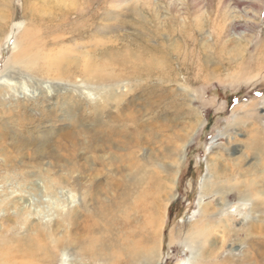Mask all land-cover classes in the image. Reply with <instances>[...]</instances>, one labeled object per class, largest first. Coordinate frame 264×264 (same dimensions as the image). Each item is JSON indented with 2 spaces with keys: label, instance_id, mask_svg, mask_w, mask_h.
Instances as JSON below:
<instances>
[{
  "label": "rangeland",
  "instance_id": "obj_1",
  "mask_svg": "<svg viewBox=\"0 0 264 264\" xmlns=\"http://www.w3.org/2000/svg\"><path fill=\"white\" fill-rule=\"evenodd\" d=\"M91 1L87 25L56 32L12 0L0 35V227L32 226V206L15 200L26 191L48 236L39 258L51 252L52 264H100L103 249L113 260L116 237L131 231L134 244L154 228L136 264H264V0H165L198 33L189 55L163 1ZM24 28L31 38H18ZM170 168L172 200L147 223L136 198L154 182L164 193Z\"/></svg>",
  "mask_w": 264,
  "mask_h": 264
},
{
  "label": "bare ground",
  "instance_id": "obj_2",
  "mask_svg": "<svg viewBox=\"0 0 264 264\" xmlns=\"http://www.w3.org/2000/svg\"><path fill=\"white\" fill-rule=\"evenodd\" d=\"M32 1L33 0H23L24 13L26 12L30 14H36L37 11H42L41 23L44 25L46 24L45 20H49V22H47L49 23L48 27L52 28L56 32H61L59 30L63 27L64 23H69L71 27H74L75 24L77 23H82V24L87 25L86 24L87 21L82 16L88 11L89 7L93 6L92 5L93 2L91 0H36V1H39L38 6L36 7V9L30 10L32 8ZM158 1H163L166 11L171 14L170 15L171 17L169 18L167 24L169 25L170 20H171V33L177 32L178 40H182V43L186 47V50L185 51L183 50V51L185 52V54L187 53V55H189V53L193 52L192 50L193 48H191V51H190L189 45H191L192 42L194 41L193 35L194 34L197 35L198 34L197 31L194 30L193 27H190V29H193V30H190L192 32L191 33L189 32L190 34H185L184 27H183L184 23H182L183 26L177 25L178 18L180 15V10H178V8L176 7V4L175 3L167 4L165 0H158ZM89 2H92L91 6ZM190 4L192 3L190 2ZM153 5L154 4L150 3V1L147 2V7L152 8ZM187 7L190 9L189 5H181V10L186 9ZM196 7L198 6L196 5ZM193 9H195V5H193ZM11 11H12V0H0V35L3 32V30L7 28L8 21L11 17ZM72 14H75L74 15L75 21L70 20V17ZM70 22H74V23H70ZM74 30L79 31L80 27H77ZM155 32L156 30H154V33ZM24 36H29L31 38L32 33L29 30L24 28V30L21 32L18 38H23ZM169 50H179V47L170 43ZM153 52H161L162 54L166 56L165 52H167V50H163L162 47L158 46L157 48L153 49ZM19 54H20V50L18 48L17 53L12 55L10 58L11 61L18 64L17 67L21 66L22 64V61L18 60ZM79 54L80 56H82L84 52H81ZM91 59L92 58H90V60L88 58L85 59L86 62L82 63V67L84 69L88 67L90 69L88 71H90L91 77L93 76V79H96L95 81H99L101 78H103V76L99 74V72L97 71L98 69H95L96 68V65L94 64L95 59L93 60ZM155 68H157L156 59L152 58L151 61H149V67L146 68L147 70H145L143 73L144 77L149 78V77L156 76L155 74L151 73V71H153V69ZM55 79L61 80L62 78H55ZM3 92H4V89L0 88V96L2 98L4 97ZM13 106L16 108L20 106H22V108L26 107V105L19 104L18 102L13 104ZM0 132L1 134L6 133L7 134L6 136H8L9 130L8 128H6ZM12 140L16 141L15 139H12ZM164 173H165V176H167V179H166L167 186L165 188L164 193H163L164 189L162 188V186L159 183L154 182L153 190L151 192H145L143 190L139 192V195L136 198V203H138V206H140V208L142 207L143 211L145 212V220L147 223L148 222L153 223L154 221H156L155 217L156 216L159 217L160 213H162L163 211L164 202L166 200L167 201L172 200L171 191L173 188L172 186L176 180V172L175 171L173 172L172 169L170 168L169 172L165 171ZM12 194L13 193H11L10 195ZM148 197H149V201L146 200ZM174 198H175V195H174ZM15 200L17 201L18 204L20 203L19 206H22V205L24 207L28 205L32 206L30 210H31V218L33 222H32V226L29 229L25 230V234L22 233L21 228L14 229V227L13 228L10 227L9 229L5 230L4 228L0 227V264H52L53 257H52L51 252L50 253L47 252V255L45 253V255L41 259L39 258V253L43 251V249L47 251V245H46L47 240L45 239L48 238V236L46 233L42 232L41 230H36V228H34V224L37 222V219L39 218L38 217L39 208L37 205V200L35 198V195L31 194L30 192L28 193L24 191V195L21 196L20 198L16 197ZM11 214L17 215L18 213L15 211H11ZM152 217H154V219ZM11 220H12L11 217L5 218V221L10 222V224H11ZM5 233H7V235H5ZM131 233H132L131 231H128L127 237L125 238L116 237L117 246L114 247L113 250L110 251L112 257L114 258L113 260L108 259V256L110 257L108 253L109 251L108 249L107 250L103 249L105 250L104 252L101 251L100 254H96L97 260L99 261V263L102 261L103 263H100V264H136L137 261H139L141 258L151 256L150 255L151 250L150 251L146 250L143 244H147L148 242H150V240L154 242L156 228H154L150 232L149 236L142 235L140 238H137L134 244L130 242Z\"/></svg>",
  "mask_w": 264,
  "mask_h": 264
},
{
  "label": "trees",
  "instance_id": "obj_3",
  "mask_svg": "<svg viewBox=\"0 0 264 264\" xmlns=\"http://www.w3.org/2000/svg\"><path fill=\"white\" fill-rule=\"evenodd\" d=\"M234 100H235V99H231L230 101H233V102H234ZM233 102H232V103H233Z\"/></svg>",
  "mask_w": 264,
  "mask_h": 264
}]
</instances>
